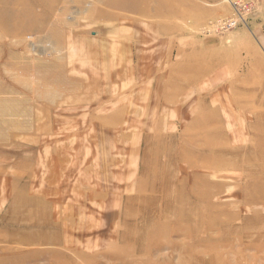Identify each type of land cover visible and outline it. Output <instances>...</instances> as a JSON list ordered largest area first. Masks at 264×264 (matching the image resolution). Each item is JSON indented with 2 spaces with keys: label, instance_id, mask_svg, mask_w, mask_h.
Here are the masks:
<instances>
[{
  "label": "rangeland",
  "instance_id": "obj_1",
  "mask_svg": "<svg viewBox=\"0 0 264 264\" xmlns=\"http://www.w3.org/2000/svg\"><path fill=\"white\" fill-rule=\"evenodd\" d=\"M0 264H264V0H0Z\"/></svg>",
  "mask_w": 264,
  "mask_h": 264
},
{
  "label": "bare ground",
  "instance_id": "obj_2",
  "mask_svg": "<svg viewBox=\"0 0 264 264\" xmlns=\"http://www.w3.org/2000/svg\"><path fill=\"white\" fill-rule=\"evenodd\" d=\"M167 220V219H166ZM210 237V236H209ZM192 241V240H191ZM128 261V260H127Z\"/></svg>",
  "mask_w": 264,
  "mask_h": 264
}]
</instances>
